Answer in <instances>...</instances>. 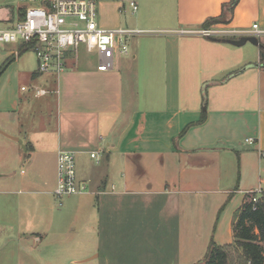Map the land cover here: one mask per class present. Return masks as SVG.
<instances>
[{"label":"crops","instance_id":"obj_1","mask_svg":"<svg viewBox=\"0 0 264 264\" xmlns=\"http://www.w3.org/2000/svg\"><path fill=\"white\" fill-rule=\"evenodd\" d=\"M96 1L102 26L141 30L130 37L131 52L111 71L82 70L75 59L50 75L51 84L36 85L31 100L40 110L41 100L56 98L53 127L28 117L22 132L18 120L32 116V101L18 91L8 102L0 97V264H100L102 257L144 264L163 256L181 264L201 233L234 242L235 211L247 194L264 192V47L196 32L249 31L255 23L264 30V0H136L145 14L130 25L127 0ZM259 39L264 45V34ZM23 53L0 61L1 68L14 58L0 84L14 74L37 79ZM37 87L47 92L36 96ZM229 120L246 131L241 150ZM62 150L78 157V180L87 184L68 201L55 194ZM223 199L228 204L211 218ZM144 224L150 235L126 234Z\"/></svg>","mask_w":264,"mask_h":264},{"label":"built area","instance_id":"obj_2","mask_svg":"<svg viewBox=\"0 0 264 264\" xmlns=\"http://www.w3.org/2000/svg\"><path fill=\"white\" fill-rule=\"evenodd\" d=\"M17 8H9L7 17L0 15V54L7 51L4 44H14L12 56L33 51L41 74L60 75L77 59L78 49L85 45L88 52L97 53V68L111 71L115 68L119 55H128V38L141 34V30L129 28H107L100 24L96 0H19ZM134 13L138 11L137 1L130 0ZM206 37L239 38L242 35H255L260 38L264 30L258 23L252 30L230 29L224 26H211L196 31ZM25 90L26 87L23 86ZM47 92L44 88L35 89L36 96ZM254 143L255 139L248 138ZM97 153L93 152L92 157ZM87 190L85 181L78 180L75 153L62 150L58 154V185L56 196L63 200L66 196L80 194ZM263 190L251 192L253 202H257Z\"/></svg>","mask_w":264,"mask_h":264},{"label":"rangeland","instance_id":"obj_3","mask_svg":"<svg viewBox=\"0 0 264 264\" xmlns=\"http://www.w3.org/2000/svg\"><path fill=\"white\" fill-rule=\"evenodd\" d=\"M129 1L130 0H127L125 2L126 4L124 3V5H126L125 6L126 7L125 19L128 21V24L130 25L131 22H134V21L140 19L142 13H143L142 16L144 18L145 12H144V10L139 9L138 11L135 12L136 14H133L132 13V11H133L132 7L129 6ZM19 4H20L19 0H0V15L4 14L3 17H7V15L9 14V10H8L9 8H7V7H15V8H17L19 6ZM98 14H99V17H100L99 10H98ZM99 20H100V18H99ZM0 24H1V26H5V23H1L0 22ZM214 26L217 27L219 25H214ZM130 39L131 38H128V40H127V44L129 46V50H130L129 52H131V45H132V41H133V40L131 41ZM3 46L6 48L7 51L1 52L0 61L3 60L4 58H6V56H8V54L10 53L11 49H13L15 47L14 44H4ZM126 56H124V57H126ZM20 59H21L22 63H26V64L29 63L31 68H32V71L38 70V68H37L38 67L37 58H36V56H35L33 51H31V50L30 51H26V53L22 54ZM76 60H77V63L79 65V68L82 69V70H86L88 68H93V67L97 66V63H98L97 53L96 52H93V53L88 52L87 49L85 48V45H81L79 47ZM50 75L51 74H41L40 73L36 77L38 80L37 79L34 80V78L31 76V74L28 75L27 77H20L18 79H17L16 75L14 74V77L12 76L13 78H12V82L11 83L10 82L8 83V80H7V77H6L0 84V97H1V99L3 98V100L5 102L9 101L8 95L11 92H16V91H18V94L20 93V96L22 97V99L24 98V99L28 100L29 103L32 101V104L30 103L31 104L30 105L31 106V110H33L31 112L32 116L29 115V114L24 115V116L20 115V117L21 116L23 117V118H21L22 119V123H21V120H18V123L20 122V125L23 128L22 132H24V130L27 129V128H25V126H26V124H28L27 123V118L28 117H29V121L31 122V124H35L37 126H41L42 128L53 127L56 124V114H57L56 103L57 102H56V98H55L54 95H49L48 100H45V101L41 100L42 101L41 102L42 104L40 103L41 110H40L39 106H36L37 101L34 100V99L31 100L32 97H33V90L36 87V85H41L43 87V86H47V85L51 84V80L50 79H52L51 78L52 76H50ZM22 86H25L28 89L27 90H22ZM182 91H183V96H185L186 92H187L186 83L185 82L183 83ZM5 95H6V97H5ZM26 96H28L30 98L27 99ZM205 101H206V99H205ZM229 122H230V124H232L234 126L235 125L238 126L237 130L240 131L238 133V135H240V137L242 136V138L240 139V141H238V143L235 142L234 146L236 148H240L239 143H241V142L245 143V139H244L245 137L244 136L246 134V131L244 130V127H241L240 123H236L235 120H229ZM222 132H225V134H229L230 130L225 129V130H222ZM242 148H245V145H242ZM242 148H240L239 150H241ZM77 161H78V157H76V162ZM77 164H78L77 165V171H78L79 167H80V164H79V162ZM100 166H101V164H99L94 159V164H93L92 170L93 171H98L100 169ZM74 195H77V194L70 195L72 197L70 199H74L76 197ZM70 196H66L64 200H66V201L70 200L68 198ZM224 202L225 201L223 199L222 203H219V205L217 207H215V205H214V207L211 209V212H210L211 218L214 217V219H215V217L218 216L219 211L221 210L222 206L225 204ZM228 202H227V204H228ZM236 212H237V210L235 211V213ZM79 230H81V229H79ZM126 234H128L130 237L134 236L136 234H139V235L146 234L148 236V235L151 234V232L149 231L148 226L146 227V225L144 224L142 227H139V229H134V226H131V228H128L126 230ZM225 242L226 243L223 244V245L231 244V243H233V240L230 243H228V241H225ZM76 244L77 243L75 242L74 239H73V241L68 242V245H67L68 249H71L72 247L75 248ZM209 244H210L209 239H205V234L201 233L200 234V240L198 239L194 243V251H192V252L189 251V253L187 254V256L185 258L184 257L180 258L181 264H205L204 259H205L206 255H207V252H208V249H209ZM220 245H222V244H220ZM119 260L123 261L122 264H125V263L131 264L130 262H131L132 259L130 257V259L127 258V259H119ZM119 260L115 264H120ZM170 260L172 261V260H174V258L172 256H171V258H167L166 256H163V257H160V258L149 259L147 262H145L144 259L142 261L145 262L144 264H149V262H153V264H161L163 262H165L163 264H170V262H171ZM99 261L100 260L97 259V260L94 261V263L98 264ZM17 263H19V262L17 261ZM33 263L35 264L36 260H34ZM29 264H32V261L30 259H29ZM100 264H107L105 257H102V260H101Z\"/></svg>","mask_w":264,"mask_h":264},{"label":"trees","instance_id":"obj_4","mask_svg":"<svg viewBox=\"0 0 264 264\" xmlns=\"http://www.w3.org/2000/svg\"><path fill=\"white\" fill-rule=\"evenodd\" d=\"M13 60V57L9 58L3 64L0 77ZM232 231L234 242L231 244L220 245L211 240L205 264H264V192L257 202L252 201L251 193L246 195L234 214Z\"/></svg>","mask_w":264,"mask_h":264},{"label":"water","instance_id":"obj_5","mask_svg":"<svg viewBox=\"0 0 264 264\" xmlns=\"http://www.w3.org/2000/svg\"><path fill=\"white\" fill-rule=\"evenodd\" d=\"M236 1L237 0H234V2H236ZM209 38L212 40H215V41L228 42V43H231V44L236 45V46H243L247 42H251V43L258 45L260 47H264V45L261 43L260 39L255 35H242L239 38H231V37H209Z\"/></svg>","mask_w":264,"mask_h":264}]
</instances>
